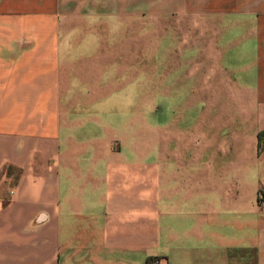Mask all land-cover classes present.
Listing matches in <instances>:
<instances>
[{
    "label": "crops",
    "instance_id": "1",
    "mask_svg": "<svg viewBox=\"0 0 264 264\" xmlns=\"http://www.w3.org/2000/svg\"><path fill=\"white\" fill-rule=\"evenodd\" d=\"M183 14L204 43L156 103L187 105L148 140L94 24ZM260 192L264 0H0V264H264Z\"/></svg>",
    "mask_w": 264,
    "mask_h": 264
},
{
    "label": "rangeland",
    "instance_id": "2",
    "mask_svg": "<svg viewBox=\"0 0 264 264\" xmlns=\"http://www.w3.org/2000/svg\"><path fill=\"white\" fill-rule=\"evenodd\" d=\"M94 29L99 35L97 46L112 53L114 89L119 83L129 81L128 102L120 105L122 110L132 111L137 84L139 94L143 92L146 139L151 140L154 112L167 118L170 111H184L187 105L156 103V94L158 91L161 94L174 91L178 95L185 94L184 64L187 59L199 57L185 56L184 51L197 53L202 46L200 17L184 14L112 16L111 19H98Z\"/></svg>",
    "mask_w": 264,
    "mask_h": 264
},
{
    "label": "built area",
    "instance_id": "3",
    "mask_svg": "<svg viewBox=\"0 0 264 264\" xmlns=\"http://www.w3.org/2000/svg\"><path fill=\"white\" fill-rule=\"evenodd\" d=\"M258 205H260L262 208H264V195L260 192L258 193ZM148 264H159V261L157 258H150L147 261Z\"/></svg>",
    "mask_w": 264,
    "mask_h": 264
},
{
    "label": "trees",
    "instance_id": "4",
    "mask_svg": "<svg viewBox=\"0 0 264 264\" xmlns=\"http://www.w3.org/2000/svg\"><path fill=\"white\" fill-rule=\"evenodd\" d=\"M259 148H261V146Z\"/></svg>",
    "mask_w": 264,
    "mask_h": 264
}]
</instances>
